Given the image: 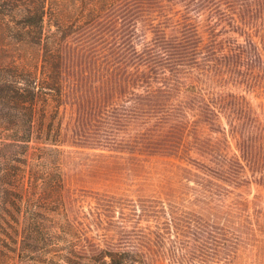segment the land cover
Segmentation results:
<instances>
[{
	"label": "rangeland",
	"instance_id": "obj_1",
	"mask_svg": "<svg viewBox=\"0 0 264 264\" xmlns=\"http://www.w3.org/2000/svg\"><path fill=\"white\" fill-rule=\"evenodd\" d=\"M47 24L61 90L37 102L30 144L60 150L58 264H264V0ZM43 52L23 51L38 79Z\"/></svg>",
	"mask_w": 264,
	"mask_h": 264
},
{
	"label": "trees",
	"instance_id": "obj_2",
	"mask_svg": "<svg viewBox=\"0 0 264 264\" xmlns=\"http://www.w3.org/2000/svg\"><path fill=\"white\" fill-rule=\"evenodd\" d=\"M137 1L69 0L67 7L65 0H0V264H58L72 252L60 247L55 222L64 215L60 150L49 139L30 144L37 102L54 100L61 90L58 54L44 41L45 19L56 29L61 22L90 24ZM25 48L37 58L44 48L40 79ZM89 261L140 264L125 251Z\"/></svg>",
	"mask_w": 264,
	"mask_h": 264
}]
</instances>
